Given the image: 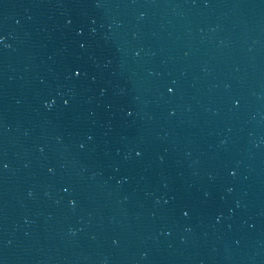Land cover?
Returning <instances> with one entry per match:
<instances>
[{
  "label": "water",
  "instance_id": "95a60500",
  "mask_svg": "<svg viewBox=\"0 0 264 264\" xmlns=\"http://www.w3.org/2000/svg\"><path fill=\"white\" fill-rule=\"evenodd\" d=\"M0 37V264H264V0H0Z\"/></svg>",
  "mask_w": 264,
  "mask_h": 264
},
{
  "label": "snow or ice",
  "instance_id": "6c2138e0",
  "mask_svg": "<svg viewBox=\"0 0 264 264\" xmlns=\"http://www.w3.org/2000/svg\"><path fill=\"white\" fill-rule=\"evenodd\" d=\"M72 73H73L74 75H76V76H79V75L81 74V73H80V71H79L78 69H73V70H72ZM168 91H169V92H172V91H173V89H172V88H169V89H168ZM64 103H65V104H67V103H68V101H67V100H65V101H64ZM137 155H140V153H139V152H137ZM2 166H3V167H5V168L7 167V165H6V164H3ZM65 191H67V189H65ZM184 215H188V213H187V212H185V213H184Z\"/></svg>",
  "mask_w": 264,
  "mask_h": 264
},
{
  "label": "clouds",
  "instance_id": "9594fccd",
  "mask_svg": "<svg viewBox=\"0 0 264 264\" xmlns=\"http://www.w3.org/2000/svg\"><path fill=\"white\" fill-rule=\"evenodd\" d=\"M3 39V37H0V40H2ZM223 143V142H222ZM229 191H231V189H229Z\"/></svg>",
  "mask_w": 264,
  "mask_h": 264
}]
</instances>
